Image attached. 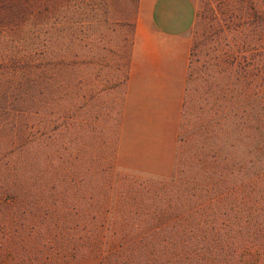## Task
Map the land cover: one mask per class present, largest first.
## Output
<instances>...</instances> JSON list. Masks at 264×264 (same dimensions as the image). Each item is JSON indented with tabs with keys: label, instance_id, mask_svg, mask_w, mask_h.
I'll return each mask as SVG.
<instances>
[{
	"label": "rangeland",
	"instance_id": "374dc122",
	"mask_svg": "<svg viewBox=\"0 0 264 264\" xmlns=\"http://www.w3.org/2000/svg\"><path fill=\"white\" fill-rule=\"evenodd\" d=\"M195 2L186 92L202 91L264 49L252 8L262 0ZM137 6L0 0V129L16 122L26 136L0 143V264L164 263L174 255L158 245L176 239L167 227L197 215L199 203L158 220L143 215L148 189L172 184L185 117L182 104L173 127L154 86L130 93ZM248 180L264 188V176ZM245 198L227 211L231 263L264 264V190L259 209L251 190Z\"/></svg>",
	"mask_w": 264,
	"mask_h": 264
},
{
	"label": "trees",
	"instance_id": "16d2710c",
	"mask_svg": "<svg viewBox=\"0 0 264 264\" xmlns=\"http://www.w3.org/2000/svg\"><path fill=\"white\" fill-rule=\"evenodd\" d=\"M252 6L258 13L257 22L264 27V0ZM245 58L230 75L215 77L202 91L193 92L187 86L183 100L184 128L172 184L164 191L148 189L151 209H146L143 215L148 217L153 212L154 216H150L158 220L164 211L173 212L174 206L176 209H190L196 203L199 206L193 218L189 214L176 229L175 225L167 227L176 239L170 248L158 247L172 251L174 256L165 257L164 263L159 264H192L190 255L195 246L199 255L194 264H232L231 233L226 221L230 204L232 208L244 207V202L250 201L245 198L250 190L254 193V209L263 203L264 188L254 186L248 178L264 176V49L259 51L258 59L256 54ZM42 124L50 127L53 122ZM12 126L8 130L4 126L0 129L1 144L11 145L26 138L20 124L15 122ZM58 128L57 122L54 129ZM231 192H238L232 197L237 202L239 197V204L234 202ZM157 239L158 234L154 240ZM147 250L149 246L144 247L141 255Z\"/></svg>",
	"mask_w": 264,
	"mask_h": 264
},
{
	"label": "crops",
	"instance_id": "0c3cea01",
	"mask_svg": "<svg viewBox=\"0 0 264 264\" xmlns=\"http://www.w3.org/2000/svg\"><path fill=\"white\" fill-rule=\"evenodd\" d=\"M196 18L195 0H138L130 93L133 97L137 87L140 95L141 86H154L155 96L164 100V111L166 104L173 127L178 125L181 115L191 51L189 31Z\"/></svg>",
	"mask_w": 264,
	"mask_h": 264
}]
</instances>
